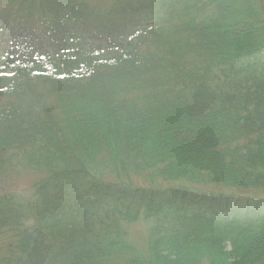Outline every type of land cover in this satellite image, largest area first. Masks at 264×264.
<instances>
[{
  "label": "trees",
  "instance_id": "1",
  "mask_svg": "<svg viewBox=\"0 0 264 264\" xmlns=\"http://www.w3.org/2000/svg\"><path fill=\"white\" fill-rule=\"evenodd\" d=\"M0 3V264H264V0Z\"/></svg>",
  "mask_w": 264,
  "mask_h": 264
},
{
  "label": "rangeland",
  "instance_id": "2",
  "mask_svg": "<svg viewBox=\"0 0 264 264\" xmlns=\"http://www.w3.org/2000/svg\"><path fill=\"white\" fill-rule=\"evenodd\" d=\"M7 9V6L4 8V6L0 3V12ZM264 10V7H263ZM5 12V11H4ZM37 17V16H36ZM1 18V17H0ZM1 24V20H0ZM35 34L31 38L29 35H26L25 37L19 38V35L17 32H14L13 30L5 27V30L0 31V53H3L4 51L8 49H17L18 45H21L20 47L24 48L27 46H31V48L34 50L35 48H39L40 50H48L52 51L54 50L55 46H58L59 42H52L51 37H46V35L42 36L41 29L37 27V30H34ZM40 33V35H39ZM84 36H87V34H83ZM82 35L77 36L78 42H81L83 40ZM22 36V35H21ZM20 36V37H21ZM260 62L256 66H254V70H257V73L259 70H261V67L264 66V54L259 59ZM20 153L18 154V156ZM23 164L20 163V161H17L16 159L10 160V163L4 166L2 169H0V194L2 192H10L13 194H24V195H30L33 193L35 188V182L38 180L39 175L38 172L31 168L25 161L21 160ZM68 192L72 194L71 188H68ZM87 198V196H84L82 199ZM94 198V196L92 197ZM105 204V203H104ZM32 219V218H31ZM127 230L129 232L130 239H133L139 244H143L144 238L147 236V228L145 227V224L143 222H134L129 224L127 227ZM6 231V229H5ZM1 239L0 237V244L6 243L3 246H6L9 241L8 236H10L11 231L7 230ZM252 255V254H248Z\"/></svg>",
  "mask_w": 264,
  "mask_h": 264
}]
</instances>
